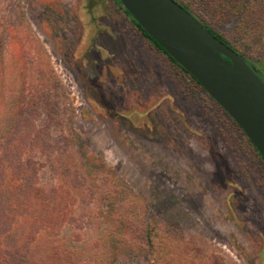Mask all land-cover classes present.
<instances>
[{
  "label": "rangeland",
  "instance_id": "rangeland-1",
  "mask_svg": "<svg viewBox=\"0 0 264 264\" xmlns=\"http://www.w3.org/2000/svg\"><path fill=\"white\" fill-rule=\"evenodd\" d=\"M179 1L197 12L210 2ZM204 19L264 74V34L260 44H248L234 39L236 19L208 13ZM3 21L17 27L34 55L25 35L36 39L37 55L58 77L59 118L65 135L75 137L74 151L88 165L105 167L108 183L150 226L165 222L223 264H264V172L248 149L222 136L218 109L209 115L177 90L112 0H0ZM40 161L41 183H57L55 164ZM97 207L108 215L105 203ZM148 261L140 252L113 263Z\"/></svg>",
  "mask_w": 264,
  "mask_h": 264
},
{
  "label": "trees",
  "instance_id": "trees-1",
  "mask_svg": "<svg viewBox=\"0 0 264 264\" xmlns=\"http://www.w3.org/2000/svg\"><path fill=\"white\" fill-rule=\"evenodd\" d=\"M175 1L255 67L264 81L263 72L241 46L204 19L206 13L224 22L236 19L234 39L260 44L264 0H210L204 4L206 13ZM112 3L157 56L162 72L177 90L203 103L209 115L218 109L215 118L222 121V136L228 144L248 149L256 169L264 172V158L239 125L134 20L120 0ZM16 28L0 23V264H114L118 257L140 252L147 253L148 264H223L217 255L197 250L190 239L165 222L158 227L154 220L150 226L134 203L108 183L105 167L88 165L74 151L75 137L65 135L59 118L64 111L59 106L64 98L60 81L45 55H37L36 39L29 32L25 35L27 42L32 41L34 55ZM42 157L55 164L58 177L53 185L40 181ZM100 201L107 206V216L97 207Z\"/></svg>",
  "mask_w": 264,
  "mask_h": 264
},
{
  "label": "water",
  "instance_id": "water-1",
  "mask_svg": "<svg viewBox=\"0 0 264 264\" xmlns=\"http://www.w3.org/2000/svg\"><path fill=\"white\" fill-rule=\"evenodd\" d=\"M134 20L239 125L264 158V81L175 0H120Z\"/></svg>",
  "mask_w": 264,
  "mask_h": 264
}]
</instances>
